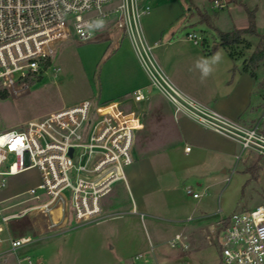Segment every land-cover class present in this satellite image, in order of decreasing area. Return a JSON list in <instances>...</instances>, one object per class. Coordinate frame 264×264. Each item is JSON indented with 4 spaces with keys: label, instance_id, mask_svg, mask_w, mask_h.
Listing matches in <instances>:
<instances>
[{
    "label": "built area",
    "instance_id": "2783aa9c",
    "mask_svg": "<svg viewBox=\"0 0 264 264\" xmlns=\"http://www.w3.org/2000/svg\"><path fill=\"white\" fill-rule=\"evenodd\" d=\"M214 8L224 10L225 4L216 1ZM149 10L143 0H0V91L19 98L49 79L57 82L61 68L52 59L58 44L74 34L81 41L92 40L94 20L114 17L151 84L178 111L235 140L243 150L264 156V132L257 126L229 119L188 97L170 80L145 38L142 19ZM188 38L201 40L196 33ZM146 99L141 88L111 101L86 99L38 113L0 132V190L9 177L26 170L36 168L41 176L38 185L0 199V234L7 233L0 243H8L0 252V264H10V253L33 240L30 235H12L10 226L17 220L37 216L43 232H54L104 218V199L117 182L126 180L134 162L145 114L141 103ZM188 192L199 196L192 189ZM185 238L177 234L170 245L186 248ZM206 238L217 248L219 264H264V205L218 220ZM136 259L148 262L142 253ZM23 261L33 263L30 256L18 259Z\"/></svg>",
    "mask_w": 264,
    "mask_h": 264
},
{
    "label": "crops",
    "instance_id": "0c3cea01",
    "mask_svg": "<svg viewBox=\"0 0 264 264\" xmlns=\"http://www.w3.org/2000/svg\"><path fill=\"white\" fill-rule=\"evenodd\" d=\"M143 1L150 7L142 19L145 38L174 85L188 97L229 119L245 126H257L264 131V86L261 85L264 83V61L255 70L256 78L245 70L257 46L252 39L257 38L259 42V38L244 35L246 42L232 48L223 47L215 32L200 22L199 16L193 12L197 7L211 15L221 31L231 32L249 26L248 9L255 12L257 31L264 34V0ZM216 1L235 11L229 9L228 17L214 8ZM113 26L111 22L107 30L99 34L94 32L101 41L89 43L93 50L98 49L93 57L85 61L91 77H96L98 73L99 90L93 98L111 101L141 88L147 99L141 103L145 109L143 128L137 133L134 162L127 169L126 180L117 182L104 199V218L90 224L114 221L109 228L116 233L129 232L128 243L138 247L130 256L120 251V260L111 264H176L179 260H182L181 264H205V250L212 246L206 238L208 228L228 217L221 215L212 221L214 212L210 203L230 179L226 177L229 168L234 166L231 170L233 174L235 167L240 166V176L246 177L244 187L258 184L264 193V156L243 152L246 150L235 140L178 111L151 84L130 39ZM189 33L198 34L201 40L189 39ZM188 147L189 151L186 150ZM188 189L199 196L194 197ZM242 203L239 201L237 204L242 206ZM131 208L133 213L143 212V223L147 214L177 224L174 236L167 241L156 239V242L145 230L147 243L145 237L129 235L134 220L131 217L124 219V215L133 214ZM222 210L220 208V212ZM32 217H35L32 224L42 228L39 217ZM38 226L35 236L42 234ZM10 228L12 230V224ZM2 234L0 238L5 239L7 233L4 237ZM177 234L186 237L183 239L186 248L170 245ZM198 236L202 238L199 240ZM6 243H0V252L8 249ZM151 245L154 247L152 253ZM111 247L114 249L116 246ZM141 253L148 258V262L136 259Z\"/></svg>",
    "mask_w": 264,
    "mask_h": 264
},
{
    "label": "rangeland",
    "instance_id": "374dc122",
    "mask_svg": "<svg viewBox=\"0 0 264 264\" xmlns=\"http://www.w3.org/2000/svg\"><path fill=\"white\" fill-rule=\"evenodd\" d=\"M229 9L231 12L235 11L230 7L221 10V13L230 17ZM111 22L114 23L115 30L122 31L117 27L114 17L94 20L92 30L99 34L107 30ZM98 37L96 36L89 41H81L74 34L58 44L57 52L52 59L54 65L61 68L58 77L54 79L57 82L53 83L49 79L46 84L43 82L32 87L30 93L23 97L15 98L12 95H8L6 99L0 97V132L16 127L24 120L38 115V113L41 114L62 105L77 103L86 97L93 98L99 90L98 73L96 77H91L85 61L90 59L89 57H93L95 51L98 50L97 48L93 50L89 44L94 41L100 42L101 38ZM252 41L253 44H258L257 38L256 40L253 38ZM93 100L96 99L93 98ZM243 152L254 151L246 150ZM233 168L234 166H231L226 175L230 179L222 186V190L220 189L216 193L215 200L210 203L211 210L214 212V215L211 216L212 221H216L221 215L230 216L234 212L251 210L260 204H264V193L260 186L252 183L244 187L246 177L240 176L238 172L240 166L235 167V172L231 174ZM40 180L41 176L38 169L26 170L21 174L9 177L7 186L0 190V196L7 198L6 196L9 197L14 192L19 193L38 185ZM239 201L243 202L242 206H238ZM220 208L223 209L222 212H220ZM130 212L133 213L132 208ZM135 212L124 215V219L131 217L134 220L132 232L129 235L137 238L145 237L147 243L148 238L145 236V230L156 242L157 240L167 241L174 236L177 224L160 218L155 219L147 214L143 223L141 219L143 212ZM32 218L35 217H27L12 223L13 235H30L33 236V240L10 253V264H29L24 261L18 263V259L25 256L32 258V264H111L120 260V251L124 255L130 256L138 248L128 243L127 234L129 232L126 231L127 234H121L113 232L109 228L114 221L81 226L69 225L58 231L43 232L45 227L39 228L38 225H33ZM36 226L42 234L37 235V233L35 236ZM5 234L3 233L2 236L4 237ZM198 237L199 240L202 238L201 236ZM118 240H121L120 245L117 243ZM111 246L116 247L113 249ZM205 253L207 256L204 261L205 264H219V254L216 247L209 246ZM181 263L182 260L176 262V264Z\"/></svg>",
    "mask_w": 264,
    "mask_h": 264
},
{
    "label": "trees",
    "instance_id": "16d2710c",
    "mask_svg": "<svg viewBox=\"0 0 264 264\" xmlns=\"http://www.w3.org/2000/svg\"><path fill=\"white\" fill-rule=\"evenodd\" d=\"M193 12L194 14L199 16L200 22L206 24L208 28L212 29L215 32L221 46L223 47L232 48L236 44L246 42V40L243 38L244 35H251L259 38L256 49L249 58L248 65H245V70L249 71L250 74L256 78L255 70L258 64L264 61V34H260L257 31L255 12L247 9L249 16V26L247 28L236 29L231 32L221 31L217 26H215L213 17L208 13L202 12L197 7L194 8ZM247 45H250V43H247ZM261 85L264 86V83H262ZM0 97L6 99L8 97V93L6 91H0Z\"/></svg>",
    "mask_w": 264,
    "mask_h": 264
}]
</instances>
